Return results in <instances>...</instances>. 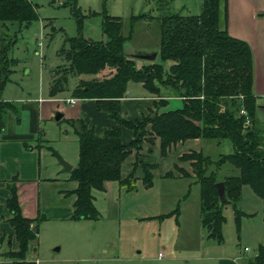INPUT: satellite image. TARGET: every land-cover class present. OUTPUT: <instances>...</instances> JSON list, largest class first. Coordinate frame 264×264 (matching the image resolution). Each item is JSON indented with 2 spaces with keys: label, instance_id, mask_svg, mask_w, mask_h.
I'll return each mask as SVG.
<instances>
[{
  "label": "trees",
  "instance_id": "1",
  "mask_svg": "<svg viewBox=\"0 0 264 264\" xmlns=\"http://www.w3.org/2000/svg\"><path fill=\"white\" fill-rule=\"evenodd\" d=\"M72 2L76 4L77 0ZM150 17L153 16L141 13L132 16V20ZM158 18L161 62L155 60L137 65L135 56L125 50L127 36L122 32L121 17L116 15H106L102 21L103 31L108 36L106 41L78 35L69 37L61 47L59 54L66 62L54 72L51 92L56 94L64 89L70 75H93L80 79L73 95L95 99L98 110L114 119V124L104 127L101 133H97L84 116L68 119L79 140V162L69 178L76 182V187L63 192L76 196L73 219H98L100 212L95 205L94 191L106 190L109 181L126 184L129 189L133 187L130 184L133 173L124 178L122 164L134 148L141 149L144 140L154 143L160 138L161 154L165 155L171 145L189 138L217 139L219 142L229 139L234 150L221 152L216 159L202 150H192L180 158L191 160L194 177L200 185L203 228L209 238L220 242L225 221L223 206L231 202L236 208L244 185H249L261 197L264 209V130L257 116L258 104L253 91V52L245 40L228 32L227 0H201L199 12H169ZM36 19L38 12L32 1L0 0V21L3 23L19 22L28 27ZM1 52L4 56L7 47L3 46ZM164 61H168L169 66ZM105 68H110V73L101 75ZM129 80L142 82L153 97L162 95L158 84L162 83L165 89L173 90L183 99V105L155 112L154 116L132 119L121 102L127 97ZM153 101L158 107L169 103L165 97ZM9 109L18 111L15 103L0 101L1 126L5 125L3 113ZM122 127L134 133V139L128 144L122 141ZM156 165L143 163L147 182H151V169ZM227 166L232 172H222ZM181 171L189 176L183 169ZM16 181L14 178L8 183L11 195L7 205L9 222L20 248L5 252L13 258L14 264H36L26 259V251L29 241L36 237L34 227L38 219L22 213ZM218 181L226 185L228 199L223 203L217 193ZM242 214L246 212L236 209L237 222ZM3 242L4 238L0 237V251ZM248 264H264V245H259Z\"/></svg>",
  "mask_w": 264,
  "mask_h": 264
},
{
  "label": "rangeland",
  "instance_id": "2",
  "mask_svg": "<svg viewBox=\"0 0 264 264\" xmlns=\"http://www.w3.org/2000/svg\"><path fill=\"white\" fill-rule=\"evenodd\" d=\"M30 1L36 4L38 19L28 27L21 26L19 22L3 24L0 21V50L3 46L8 50L5 57L7 66L6 61L3 62L8 69L7 89L11 88L12 95L23 88L25 95L35 96L41 92L46 97H56L48 99L50 102L47 104L53 105L54 111L43 119V135L38 150L43 169L48 167L46 173H53L68 182L71 171L63 170L62 160L73 168L79 162V140L68 119L81 114L82 100L77 98L75 103H71L66 99L74 96L80 79L93 75H70L64 89L54 95L50 93L54 72L66 62L59 54L65 41L78 35L106 41L108 36L103 31L102 21L106 15H116L121 17L122 32L127 36L125 50L133 55L136 51H158L156 60L161 62L158 17L169 12L195 13L200 9L201 0H77L76 4L73 0ZM141 13L153 17L132 20V16ZM135 58L138 66L155 61ZM164 63L169 66L168 61ZM110 71V68H105L101 75ZM158 84L162 95L154 98L160 101L165 97L169 103L158 107L152 100L150 105L144 106L145 111L138 108V119L183 105V99L177 97L173 90ZM127 95L136 100L137 96H150L152 92L142 82L129 80ZM57 112L63 114L59 120L55 118ZM262 128L264 130V126ZM201 142L203 152L214 159L220 152L234 150L229 139L222 140L221 144L215 139L202 138ZM144 143L145 140L141 149L132 150L138 159L132 168V182H136L137 189L123 186L118 190L116 182L118 187L114 199L120 208L118 217L110 218L108 195L95 190L99 219L52 223L38 220L36 237L29 241L27 253L41 255L45 259L56 257L55 261H43L41 264H213V261H205L209 255H231L236 264H248L259 245H264L261 197L249 185H244L236 208L231 202L223 206V241L209 238L200 220V185L194 178L180 176L176 171L175 164L179 159L174 157L178 146L170 147L162 155L158 144ZM145 162L157 164L151 169L152 183L148 186L143 177H137L140 172L145 175ZM236 209L246 212L239 222ZM56 247H60L59 250H55Z\"/></svg>",
  "mask_w": 264,
  "mask_h": 264
},
{
  "label": "crops",
  "instance_id": "3",
  "mask_svg": "<svg viewBox=\"0 0 264 264\" xmlns=\"http://www.w3.org/2000/svg\"><path fill=\"white\" fill-rule=\"evenodd\" d=\"M197 10L196 12H199L200 9ZM227 15L228 32L232 36L245 40L252 49L254 61L253 91L258 104L257 116L260 119L259 121H261V125L264 126V120H262L264 119V0H227ZM1 50L0 101L15 103L18 111L9 109L7 112L3 113L5 116V125H0V237L4 238L0 251V264H14L13 258L8 256L5 252L10 248L13 251H18L20 248L15 230L9 222L10 211L7 205V199L11 195L8 185L10 180L17 178L16 186L18 199L22 213L26 217L51 223L61 220H75L77 222L79 220L72 218L73 201L76 196L74 194L67 196L63 192L64 190L75 188L76 182L72 180L64 182L61 177L55 176L53 173H46L48 167H44L43 169L40 152L38 150L39 146H41V137L43 135V119L54 111L53 105L49 106L47 104V102H50L48 99H56V97L49 98L41 92L35 96L31 94L25 95L23 88L21 92H16L15 95H12V92L10 93L11 88L9 90L7 89L9 82V77L7 76L8 69L3 65V62L6 61L5 57L8 50L4 56ZM5 74L7 78L5 76L6 79L4 81ZM50 93L54 95L51 92V88ZM70 98H76L77 101L78 97L73 96ZM79 99L82 100L80 106L81 114L77 117L84 116V118L95 127L97 133H101L104 127H111L114 124V119L107 117L105 112L98 110L95 99ZM153 99L154 97L150 95L137 96L136 100H131V97L127 95L121 102L123 108L127 112V116L132 119H138L140 115L138 108L140 107V110H142L141 112L145 111L144 106L150 105ZM177 100H180V98ZM133 139V131L128 127H122V141L128 144ZM215 140L218 144L222 142H219L217 139ZM201 141L202 138H189L171 145V147L178 146L175 150L174 158L179 159V162L175 164V168L180 176L195 179L191 160H182L180 158L184 153L192 150L201 151ZM148 143L149 142L145 140L144 144ZM155 144L159 145L161 151L160 138L157 137L155 139ZM141 153L142 150L140 151V154ZM135 160H138L137 154L135 151H132L122 164V176L124 178L132 174L133 162H135ZM145 163L152 164L149 162ZM62 166L63 170H65L63 164ZM181 169L189 173V176L184 175ZM221 170L224 173L232 172L230 166ZM43 172H45V174ZM144 176L142 172L137 175V177H143L144 183H147ZM133 179L134 178L130 181V184L133 186L130 190L137 189L136 182H132ZM116 182L118 181H109L106 190H103V192L108 195L107 209L110 218L118 217L120 214L119 204L114 199V194L118 187ZM151 183L152 180L147 183V186ZM118 185V190L123 186H127L126 184L121 185L119 182ZM82 220L86 221V219ZM59 248L60 247H56L55 250H59ZM33 250L35 251L36 248ZM26 259L34 261L36 264H41L43 261H55L56 257L45 259L41 255H31L26 251ZM205 259V261H213V264H236V260L231 255H209L206 256Z\"/></svg>",
  "mask_w": 264,
  "mask_h": 264
},
{
  "label": "water",
  "instance_id": "4",
  "mask_svg": "<svg viewBox=\"0 0 264 264\" xmlns=\"http://www.w3.org/2000/svg\"><path fill=\"white\" fill-rule=\"evenodd\" d=\"M134 56H137L138 58L142 59H148V60H156L158 56V51H152V52H141V51H136L134 53ZM63 114L61 112H57L55 115L56 119H61ZM62 164L64 165L65 170L69 171L72 169V166L67 163L66 161L62 160ZM216 187H217V193L219 196V200L221 203L227 201L228 197L226 194V185L224 181H218L216 182ZM34 229L36 230L37 227L35 226Z\"/></svg>",
  "mask_w": 264,
  "mask_h": 264
},
{
  "label": "built area",
  "instance_id": "5",
  "mask_svg": "<svg viewBox=\"0 0 264 264\" xmlns=\"http://www.w3.org/2000/svg\"><path fill=\"white\" fill-rule=\"evenodd\" d=\"M67 101H69V102H75L76 101V98H68ZM241 112H243L244 114H247V111L245 109H241ZM245 249L247 250L248 248L246 247Z\"/></svg>",
  "mask_w": 264,
  "mask_h": 264
}]
</instances>
